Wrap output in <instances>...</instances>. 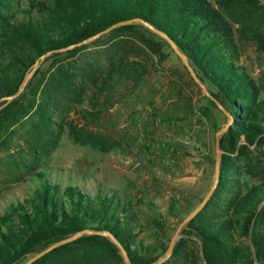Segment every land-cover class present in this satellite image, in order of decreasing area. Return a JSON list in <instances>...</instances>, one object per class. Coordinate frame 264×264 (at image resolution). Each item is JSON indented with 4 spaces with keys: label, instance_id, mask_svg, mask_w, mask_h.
I'll return each instance as SVG.
<instances>
[{
    "label": "trees",
    "instance_id": "obj_1",
    "mask_svg": "<svg viewBox=\"0 0 264 264\" xmlns=\"http://www.w3.org/2000/svg\"><path fill=\"white\" fill-rule=\"evenodd\" d=\"M264 0H0V99L17 92L38 57L77 44L109 26L136 20L112 30L132 32L137 44L164 61L174 49L145 21L166 34L188 57L199 78L233 116L220 139L223 150L220 182L213 196L183 229L171 257L163 264H256L249 242L264 264V166L252 151L264 144V96L261 86L239 62L234 4L254 6ZM234 19V18H233ZM244 24V22H242ZM260 40L264 35L258 33ZM87 45L52 53L17 98L0 102V148L22 133L33 155H48L58 143L54 114L83 101L90 87L100 98L108 82H140L149 73L139 62L121 60L106 74L67 60ZM169 47V52H165ZM93 87V88H94ZM108 98H111V94ZM210 103L218 108L209 98ZM190 105V103H189ZM35 157V156H34ZM204 157L214 164L216 157ZM256 161V162H255ZM34 192L0 215V264H24L27 255L46 249L84 229L114 235L133 264H152L166 252L172 236L162 212L149 203L148 226L154 240L141 237L146 226L133 206L98 186L95 194L78 183L51 182L40 173ZM253 178H258L254 180ZM203 199L200 198V201ZM190 200L173 198L168 213L181 222L193 209ZM245 237L247 243L241 238ZM27 259V260H26ZM124 264L119 248L101 234H87L46 253L31 264Z\"/></svg>",
    "mask_w": 264,
    "mask_h": 264
},
{
    "label": "rangeland",
    "instance_id": "obj_2",
    "mask_svg": "<svg viewBox=\"0 0 264 264\" xmlns=\"http://www.w3.org/2000/svg\"><path fill=\"white\" fill-rule=\"evenodd\" d=\"M232 12L234 17L228 16L236 29L239 62L258 81L264 96V39L258 38V33L264 35V1L256 7L234 4ZM111 32L85 43L67 62L106 74L128 60L147 66L149 73L138 83L110 80L100 98L90 87L81 103L56 110L53 129L59 133L58 143L48 155L42 148L31 154L26 140L30 136L22 133L1 147L0 215L31 195L39 185V174L46 173L53 183H78L92 194L98 186L114 192L138 212L146 226L141 237L152 242L149 203L164 214L168 234L173 236L182 221L169 215L171 200H191L194 209L211 188L215 163L204 155L216 157V133L228 116L210 103L211 97L175 52L160 61L137 44L132 32L114 36ZM48 57L39 69L48 68ZM252 154L264 166V144Z\"/></svg>",
    "mask_w": 264,
    "mask_h": 264
},
{
    "label": "water",
    "instance_id": "obj_3",
    "mask_svg": "<svg viewBox=\"0 0 264 264\" xmlns=\"http://www.w3.org/2000/svg\"><path fill=\"white\" fill-rule=\"evenodd\" d=\"M136 20H126V21H120L118 23H115L111 26H109L108 28L102 30L101 32L95 34L94 36H91L77 44L74 45H70L68 47L65 48H61V49H56V50H50L47 53L41 55L32 65L31 69L27 72V74L25 75L24 79L22 80L18 90L16 93H14L13 95H9V96H5L3 98L0 99L1 101H6V103L10 102L11 100L17 98L20 94L23 93V91L25 90L26 86L28 85L29 81L31 80V78L34 76L35 72L39 69V67L41 66L42 62L45 60L46 57L50 56L52 53L55 52H62V51H66L69 48H72L73 46L76 45H82L85 44L87 42H90L106 33L111 32L112 30H114L116 27L121 26V25H127V24H131L133 22H135ZM142 23H144L149 29H151L154 33L158 34L159 36H161L162 38H164L169 44L170 46L174 49L175 53L181 58V60L183 61V63L185 64V66L188 68V70L190 71V73L194 76V78L202 85L204 91L211 97L212 100H214V102L217 104V106L228 116L229 120L217 131L216 133V161H215V171H214V178H213V183L211 185V188L209 189V191L207 192V194L203 197V199L199 202V204L192 210L189 212V214H187V216L182 220V222L179 224L176 232L174 233V235L171 238L170 244L166 250V252L164 253L163 256H161L156 262L152 263V264H163L164 262H166L172 255L174 247L177 243V241L183 237L185 234L183 232V229L186 227V225L199 213L202 211V209L204 208V206L208 203V201L211 199V197L213 196L215 190L218 187V184L220 182V175H221V160H222V153L223 150L221 148V144H220V139L221 136L227 132L229 130V128L231 127V125L233 124V116L231 115V113L224 107V105L216 98L214 97L211 92L209 91V89L207 88V86L202 82V80L199 78L194 66L192 65V63L189 61L188 57L178 48V46L174 43L173 40H171L166 34H164L163 32H161L160 30H158L157 28H155L153 25L142 21ZM255 220H256V216H254V218L251 221L250 224V230H249V242L252 248V251L254 253V258L256 261V264H259L257 256L255 254V250H254V245H253V230H254V225H255ZM87 234H101V235H105L107 237H109L112 242H114L116 244V246L119 248L120 254L123 258L124 264H133L132 260L129 257V254L127 252V250L125 249V247L122 245V243L111 233L105 232V231H97V230H92V229H84L82 231H78L75 234L66 237L62 240H59L55 243H53L52 245H50L49 247H47L46 249L36 253L35 255H33L27 262H25L24 264H31L34 261H36L37 259H39L40 257H42L43 255H45L46 253L50 252L51 250H53L56 247H59L63 244L72 242L74 240H77L78 238L87 235ZM201 256L202 259L204 261L205 264H209L204 256V252H203V244H201Z\"/></svg>",
    "mask_w": 264,
    "mask_h": 264
}]
</instances>
